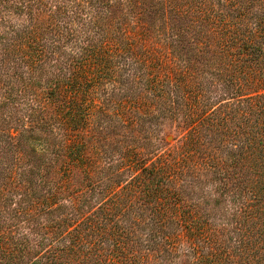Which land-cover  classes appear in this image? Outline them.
<instances>
[{
	"label": "trees",
	"instance_id": "1",
	"mask_svg": "<svg viewBox=\"0 0 264 264\" xmlns=\"http://www.w3.org/2000/svg\"><path fill=\"white\" fill-rule=\"evenodd\" d=\"M0 264H264V0H0Z\"/></svg>",
	"mask_w": 264,
	"mask_h": 264
},
{
	"label": "rangeland",
	"instance_id": "2",
	"mask_svg": "<svg viewBox=\"0 0 264 264\" xmlns=\"http://www.w3.org/2000/svg\"><path fill=\"white\" fill-rule=\"evenodd\" d=\"M169 132L174 136L175 135V132L173 131V130H169ZM172 135H169L168 137H167V139L168 140H170L171 139V137H172Z\"/></svg>",
	"mask_w": 264,
	"mask_h": 264
},
{
	"label": "water",
	"instance_id": "3",
	"mask_svg": "<svg viewBox=\"0 0 264 264\" xmlns=\"http://www.w3.org/2000/svg\"><path fill=\"white\" fill-rule=\"evenodd\" d=\"M169 138V137H168Z\"/></svg>",
	"mask_w": 264,
	"mask_h": 264
}]
</instances>
